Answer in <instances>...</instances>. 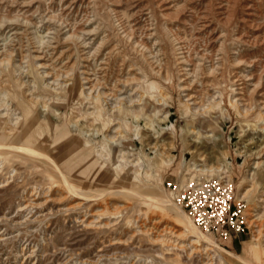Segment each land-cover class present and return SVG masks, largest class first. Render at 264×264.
I'll list each match as a JSON object with an SVG mask.
<instances>
[{"label": "rangeland", "instance_id": "obj_1", "mask_svg": "<svg viewBox=\"0 0 264 264\" xmlns=\"http://www.w3.org/2000/svg\"><path fill=\"white\" fill-rule=\"evenodd\" d=\"M167 1L168 5L160 8L159 5L162 0H0V21L7 20L16 23L17 28H20L18 30H12L15 25H11L9 28L1 31L0 51H2L5 45L7 49H11L18 43L22 46L21 50L24 51V55L28 54V49L33 54H42L44 58L37 60V62L47 64V69H50L51 72H54L55 69L67 70L76 61L71 73H78L82 70L81 66L84 53L89 49L91 52H94L98 45L105 43L103 47L105 55L97 61L92 60L90 66V74L91 78L93 77L94 83L102 85L101 87L109 84L113 85L116 78L121 75L126 76L128 72L129 78H133V80L141 78L144 80L139 90L144 95L141 102H139L141 104L137 103L126 107V110L123 109L118 116L124 121L123 140L119 144L116 143L114 147L109 146L106 149L112 155L120 151L133 150L138 155L144 157L145 160L147 158L151 164L145 161V163L136 165L132 169L136 174L134 177V187L143 194H164V196L172 200L175 204L169 206L166 215H164L161 209L155 207L148 200L138 198H112L107 196L106 200L115 202V205L123 203L134 206L133 209L125 210V216L126 218L128 217V220L123 221V224L127 225L120 227L121 225L118 223L114 228H111V230L114 229L111 231V234H75L71 238H67L69 237L67 235L68 232L69 234L71 233L70 229L59 230L55 234L53 228L57 229V222L61 221L62 218L60 220H57V218L53 219L50 223L51 226L53 225L52 227H47L48 225L46 223L36 226L38 228L9 227V236L21 232L22 237L11 238L7 241L9 244L7 242L5 244L0 243V264H20L22 256H20L19 251L21 244L25 242L30 243L31 246L39 245L41 250H44V255L49 256H52L53 250L55 249L52 247L51 242H54L56 247L63 246L66 243L75 249L76 252L80 253L82 251L85 255H89L93 260H96L97 257H95V254L101 248V240L111 237L126 238L127 236L125 234L128 231H130L128 235L131 234L135 226L134 223H129V220H135L134 218L140 212L152 214L151 216H154V220H159V218H165L166 216L167 218L174 217V209L178 207L186 216L192 219L185 208L173 198L169 182L181 183L192 177L216 178L217 175L206 177L192 173L189 171L191 164L198 165L199 167L214 164L222 166L227 170L234 183L236 199L242 202L245 208V214L247 215V227L243 233L233 236V239H220L209 235L220 247L217 248L218 260L223 257L222 260L226 264H243L242 260L232 257L231 253H235L256 264H262L258 258L259 256L261 257L258 251L260 249V242L256 238L259 237L258 229L261 227L264 230V205L260 202L264 198V171L259 176L250 177L251 179L248 181H243V179L250 172L249 170L254 162L264 161V132H261L247 116H242L232 110L228 112L223 104L219 105L217 101H212V98L206 96L203 97V102L205 104L211 102L208 109L210 111L206 110L198 114H193L189 111L183 101L185 92L181 93L178 88V84L180 83L177 79L178 77H176V65L174 63L175 52L173 44L166 39L165 26L172 28L175 33L179 34V36L183 37L189 43L193 63L188 66V69H193L194 65L202 62L206 63V65L216 64L219 54L224 52V46L232 42L230 37L233 34L241 36H255L259 34L261 37H264V12H262L264 11V6L260 5L261 2H259L254 6L253 11L247 8L254 3L252 0ZM242 8L245 12H243ZM162 10L163 13H161ZM49 13H54L63 18L60 21L57 18L50 19L48 16ZM61 21H63V25ZM26 22L30 24L29 27L25 25L27 24ZM258 25L263 28L259 32L257 30L259 28ZM76 28L77 30L79 29V31L76 30L79 34L78 36L87 38L88 45H90L85 51H82L83 47H81L78 39H66L70 29L73 30ZM132 28L135 29L138 39H143L145 43L147 42L146 44L158 58H168V60H163L164 64H166L165 67H168L170 70L172 69L171 74L175 72L170 77V82L169 80L165 81L164 76L152 75L150 72L151 68L143 53L132 48L128 41L122 39L121 34H123L124 30ZM36 36H41L44 46L52 41V47L50 49L49 47H45L47 50L44 48L41 49V52H38L39 44H33ZM258 46L260 47V45ZM197 51L202 52V54L206 53L211 58H203ZM245 53L249 56L251 55L252 60H260L264 58V46L259 50L257 46L247 47ZM103 62H107L109 65L107 67L109 70L107 69L105 72L100 69L103 66ZM26 65L27 63L24 64V66ZM199 76L196 80V86L203 91L206 88V82L215 83L216 81L215 75L206 78L202 75ZM136 82L132 85H135ZM3 87L0 84V91ZM161 93L163 95H160ZM158 96H165V99L159 101L156 98ZM55 110L58 114L64 116L60 119L57 115H53L54 125L61 126L66 122V119L70 120L71 116L77 114L75 110H78V105L74 101H65L63 105L57 108L55 107ZM80 123L82 126L85 124V121L81 120ZM190 129H195L200 132L198 140L196 136L190 134ZM71 131L75 136H79L80 127L71 125ZM49 133L53 141H58L59 143L67 141L66 138L61 139L62 137H59L58 133L52 129ZM151 135H155L162 142L169 144V147L167 146L169 157H162L160 152L150 148L149 142H151ZM94 142L99 145L102 144L103 136L101 134L97 135ZM205 149L213 151L214 153L212 155H206L207 152L204 153ZM223 151H226L228 154L226 159L224 158ZM74 163L77 165L74 171L76 175L94 177L96 173L95 168L89 167L87 163H81L77 160ZM16 168L20 172V178L11 185L12 187L10 186L0 192V203L2 204H0V215L10 204H12V212H15L16 205L20 201V193L24 188H30L36 185L44 190L52 182H55V180H60L59 175L52 167L33 159H22L17 162ZM112 168L120 169L121 167L118 164L112 163ZM26 171L30 172H27V174ZM24 175L25 177H23ZM249 188H251V191L244 197L246 190ZM74 199V197L70 196L63 205L73 203L75 201ZM87 203H90V206L94 203V200L90 199ZM59 205L62 204H48L49 208ZM91 208L96 209V206H92ZM106 217L109 216L106 215ZM173 217L171 219L174 220ZM167 218H165L166 221L168 220ZM5 228L4 225H0V232L2 233ZM18 229L21 230L19 231ZM53 234L54 238H49ZM100 236V242L95 243ZM138 239L135 241L136 243H130L128 249H126V254H120L124 248H110L109 251L105 252L106 257L102 259L101 264H132L136 261L143 263L142 261L144 260L147 262L151 261V264H191L188 257L177 249L163 247L157 244L151 246L147 242L141 248H137L139 246ZM117 252L119 254L116 255L115 253ZM61 256L57 255L55 258L52 257L51 259L53 260L45 259L43 264L62 263L65 261L66 256ZM124 258L126 259L123 261ZM198 259V257L195 259V264H197L196 261Z\"/></svg>", "mask_w": 264, "mask_h": 264}, {"label": "bare ground", "instance_id": "obj_2", "mask_svg": "<svg viewBox=\"0 0 264 264\" xmlns=\"http://www.w3.org/2000/svg\"><path fill=\"white\" fill-rule=\"evenodd\" d=\"M252 1L254 3L247 8L253 11L255 8L254 6L259 2H261L260 5L264 6V0ZM167 5L168 1L162 0L159 7L161 8ZM243 12H245L244 9ZM161 13H163V10ZM230 13L232 14V12ZM48 16L50 19L57 18L59 21L63 18L54 13H49ZM61 22L63 25V21ZM26 23L25 25L29 27L30 24H28V22ZM64 23L66 22L64 21ZM11 25H15L12 30L20 29L17 28L16 23L1 20L0 34L3 29L9 28ZM258 26L259 28H257V30L259 32L263 28H261L262 24L261 27L260 25ZM77 28L73 30L70 29L69 32L67 31L69 35L66 39H78L81 47H83L82 51H85L90 45H88L87 38L78 36L79 34L77 31H79V29L77 30ZM165 29L167 34L166 39L173 44L175 52L174 63L176 65V77H178L177 79L180 83L178 84V88L181 93L185 92L183 101L189 111L193 114H198L208 110L211 102L209 104L203 102V97L206 96L212 98V101H217L219 105L223 104L228 112L232 110L242 116H247L261 132H264V58L252 60L250 57L251 55L249 56L245 53L247 47L257 46L259 50L264 46V37H261L259 34L255 36H241L231 33L233 34L230 37L232 42L224 46V52L219 54L216 64L212 63L211 65H206V63L202 62L194 65L193 69H188V66L193 63L189 43L183 39V37L179 36V34L175 33L172 28L165 26ZM255 33L257 34V32ZM121 35L122 39L128 41L132 48L143 53V56L146 58L151 68L150 72L152 75L164 76L163 78L165 81L172 77L175 72L173 71L174 73L171 74L172 69L170 70L168 67H165L166 64L163 62V60H168V58H158L153 50L146 44L147 42L145 43L143 39H138L135 29H125ZM54 39L56 38L54 37ZM42 40L41 36H36L35 42L33 43L39 44L38 52H41V49L45 47H49V49L52 47V41L44 46ZM104 44L98 45L94 52H91L89 49L84 53L81 66L82 70L78 73H71L72 67L76 64V61L73 62V64L70 65L71 68L69 66L67 70L58 69V71L55 69L54 72H51L50 69H47V64L37 62V60L44 58L42 54H33L28 49V54L24 55V51L21 50L22 46L18 43L14 46L12 45L13 47L11 49H7L5 45L2 51H0V84L4 86L0 91V192L10 187L20 178V172L16 168V164L22 159L40 161L52 167L60 177V180L52 182L47 189L43 190L34 185L30 188L26 187L21 191L20 201L16 205L15 212H12V204H10L0 215V225L6 227L2 233L0 232V243L5 244L11 238L22 237L21 232L9 236V227H26L28 229L30 227L35 228L43 223H46L48 225L47 227H50V223L55 218H57V220L62 218V220L57 222V229L53 228V230H55L54 233H58L59 230L63 231L70 229L71 233L69 234L68 232L67 235L69 237L67 238H71L75 234H111V231L114 230H111V228H114L118 223L121 225L120 227L127 225L123 224V221L128 220V217L126 218L125 216V210L133 209L134 206L129 204L125 205L123 203L115 205V202L106 200L107 196L112 198L145 199L150 201L155 207L161 209L164 215H166L169 206L175 205L173 201L164 196V194H143L134 187V177L136 174L132 169L136 165L145 163V161L151 164L147 158L145 160L144 157L138 155V153H135L133 150L120 151L114 153V155L107 152L106 147H114L116 143L119 144L123 140L124 121L118 116L126 107L141 102L144 95L139 92V90L144 80L141 78L133 80V78L131 79L128 77V72L126 76H116L118 78L115 79L113 85L109 84L101 87L102 85L94 83L93 77L91 78L90 74V66L92 60L97 61L105 55V50L103 48ZM258 45H260V47ZM197 52L198 54L200 53L203 58H211L208 57L206 53L202 54V52ZM25 63H27L26 66H24ZM108 66L107 62H103V66H101L100 69L105 72ZM199 75L205 78L215 75L216 81L215 83L206 82V88L203 91L196 86V80ZM135 82L137 86L134 88L135 85L132 84ZM160 95L163 94L161 93ZM156 98H158L159 101H163L165 96H158ZM65 101H74V103L78 105V110H75L77 114L71 116L70 120L66 119V122L61 126L54 125L53 115H57L60 119L64 117L57 113L55 107L57 108L63 105ZM81 120L85 121V124L82 126L80 123ZM71 125L80 127L79 136H75L72 133ZM50 128L56 131L59 137H62L61 139L66 138L67 141L61 143L53 141L49 133L51 130ZM189 132L196 136L198 140L200 135L199 131L190 129ZM99 134L103 136V143L100 145L94 142L95 137ZM149 145L150 148L160 152L162 157H169L167 152L169 144L162 142L159 137L151 135V142H149ZM206 152V155H212L214 153L208 149H205L204 153ZM223 153L226 159L228 154L226 151H223ZM76 160L81 163L85 162L87 166L95 168L96 173L94 177L76 175V172L74 173L77 167L74 163ZM112 163L120 165L121 168L113 169ZM189 171L206 177L215 175H217V177L221 175H225V177L228 178L231 177L230 173L228 174L227 170L222 166L214 164L204 165L202 167L191 164L189 166ZM249 171L250 172L243 181H248L251 179L250 177L253 176H259L264 171V161L254 162ZM27 172L30 171H26V173ZM23 177H25V175ZM250 191L251 188L247 189L244 197ZM70 196L74 197L75 201L71 204L63 205ZM90 199L94 200V203L89 206L90 203L88 204L87 202ZM260 202L264 205V198L261 199ZM50 203H61L62 205L49 208L48 204ZM92 206H96V209L91 208ZM106 215L109 217H106ZM151 215L140 212L134 218L135 220H129V223H134L135 226L131 234L128 235L130 231L127 233L125 232L126 238L110 236L111 238H104L101 240V236L98 237L95 243L101 240L102 245H100V250L95 254V257H97L96 260H93L89 255H85L82 251L80 253L76 252L75 249L66 243H64L65 245L63 246L56 247L55 243L51 242L52 247L55 249L53 250L52 256H49L44 255V250L42 251L39 245L31 246L30 243L25 242L21 244L20 251L18 250L20 256H22L20 264H43L45 259L55 258L57 255L66 256L65 261L63 260L64 262L58 264H101L102 259L106 257L105 252L109 251L110 248H124L120 254L125 253L130 243H136L135 241H137V238H139V246H137V248H141V246L147 242L151 246L157 244L163 247L177 249L188 257L191 264H195L194 262L197 257L199 258L196 261L197 264H226V262L222 260L223 257L218 260L217 248L220 247L209 236L210 234L201 230L195 222L186 216L178 207L174 209V217L172 216L174 220L171 219L172 217L167 218V216L165 217L164 215L163 216L168 219L167 221L165 218L154 220V216L152 217ZM18 230L20 231L21 229ZM38 231L40 230L38 229ZM258 232L259 237L256 238V240L260 242V249L258 251L261 255V257L259 256L258 258L259 261L264 264V230L260 227ZM49 238H54V234ZM7 244L9 243L7 242ZM115 254L117 255L119 253L117 252ZM231 255L236 259L242 260L243 264H256L235 253H231ZM125 259L126 258H124L123 261ZM144 261H142L143 263L136 261L132 264H151V261ZM256 262L258 263V261Z\"/></svg>", "mask_w": 264, "mask_h": 264}, {"label": "built area", "instance_id": "obj_3", "mask_svg": "<svg viewBox=\"0 0 264 264\" xmlns=\"http://www.w3.org/2000/svg\"><path fill=\"white\" fill-rule=\"evenodd\" d=\"M171 194L195 224L220 239H233L247 227L245 208L234 194L233 180L192 177L181 183L169 182Z\"/></svg>", "mask_w": 264, "mask_h": 264}]
</instances>
